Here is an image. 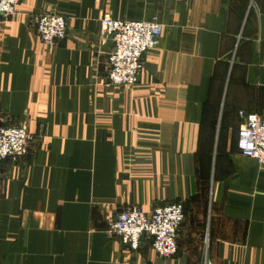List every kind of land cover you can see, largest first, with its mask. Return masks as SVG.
Segmentation results:
<instances>
[{
	"label": "crops",
	"instance_id": "obj_1",
	"mask_svg": "<svg viewBox=\"0 0 264 264\" xmlns=\"http://www.w3.org/2000/svg\"><path fill=\"white\" fill-rule=\"evenodd\" d=\"M46 11L68 22L54 46ZM105 15L163 25L132 86L109 82ZM240 111L264 117V0H21L0 17V126L32 139L0 162V264H264V165L238 149ZM173 202L174 256L110 230Z\"/></svg>",
	"mask_w": 264,
	"mask_h": 264
},
{
	"label": "built area",
	"instance_id": "obj_2",
	"mask_svg": "<svg viewBox=\"0 0 264 264\" xmlns=\"http://www.w3.org/2000/svg\"><path fill=\"white\" fill-rule=\"evenodd\" d=\"M21 0H0V17L11 19L18 11ZM36 29L41 40L54 46L67 36L68 22L56 11L42 12L37 16ZM102 35L113 42L108 55L107 75L116 86H132L139 81L144 67V55L158 46L163 25L157 17L145 21H125L105 15L101 18ZM244 118L238 131V149L246 157L264 165V117L257 113L240 111ZM32 135L27 124L0 126V162L17 159L28 154ZM185 219L180 202L156 207L146 212L141 206L120 210L110 223V230L123 245L137 250L144 235L152 239L153 249L162 257L178 252V236ZM204 264H214L206 258Z\"/></svg>",
	"mask_w": 264,
	"mask_h": 264
}]
</instances>
